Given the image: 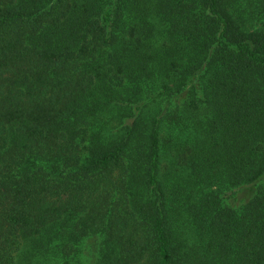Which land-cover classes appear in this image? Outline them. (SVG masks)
Instances as JSON below:
<instances>
[{
	"label": "trees",
	"instance_id": "trees-1",
	"mask_svg": "<svg viewBox=\"0 0 264 264\" xmlns=\"http://www.w3.org/2000/svg\"><path fill=\"white\" fill-rule=\"evenodd\" d=\"M0 264H264V0H0Z\"/></svg>",
	"mask_w": 264,
	"mask_h": 264
}]
</instances>
